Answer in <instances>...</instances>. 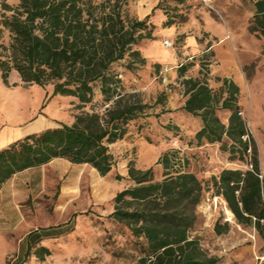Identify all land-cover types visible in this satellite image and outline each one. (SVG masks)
Returning <instances> with one entry per match:
<instances>
[{
    "label": "trees",
    "instance_id": "16d2710c",
    "mask_svg": "<svg viewBox=\"0 0 264 264\" xmlns=\"http://www.w3.org/2000/svg\"><path fill=\"white\" fill-rule=\"evenodd\" d=\"M182 3L184 0H174ZM126 0H20L11 6L0 0V73L8 84L15 71L29 85H52V96L77 101L74 122L31 134L0 151V188L14 174L43 166L55 158L72 164H86L101 176L113 166L108 144L123 138L126 126L149 108L133 94L118 91L120 80L110 74L111 66L130 58L128 69L144 65L145 59L134 47L142 40H153V25L147 19L135 20L123 11ZM255 15L249 32L264 36V0L255 2ZM169 25V23H166ZM185 70L184 68L182 69ZM100 82L105 97L103 112L92 105L94 84ZM188 98L183 110L202 121L195 134L198 143L221 144L229 160L250 166L247 170L224 169L212 177L215 195L221 196L239 224L249 225L264 235V186L260 178L258 152L245 121L237 108L238 87L223 81L227 97L219 98L199 80L187 79ZM87 105L90 111H83ZM230 111L227 124L216 115ZM227 139L228 143L224 142ZM182 159L176 150L165 152L157 164L166 177L154 181L151 169L128 168L134 186L114 197L110 217L125 225L135 237L147 243L144 255L135 264H217L189 231L197 220L196 208L205 185L192 173L175 169ZM233 214V215H232ZM217 233L220 231L217 230ZM53 233H32V243ZM39 258L49 251L39 248ZM42 253V254H41ZM38 254V253H37Z\"/></svg>",
    "mask_w": 264,
    "mask_h": 264
},
{
    "label": "rangeland",
    "instance_id": "374dc122",
    "mask_svg": "<svg viewBox=\"0 0 264 264\" xmlns=\"http://www.w3.org/2000/svg\"><path fill=\"white\" fill-rule=\"evenodd\" d=\"M19 1L8 0L11 6H17ZM126 1L125 15L135 20L147 19L154 26V39L142 40L134 47L145 59L144 65L128 69L131 60L125 56L111 66L109 73L120 80L118 91L135 95L149 108L142 117L127 124L122 139L108 144L113 166L101 177L102 189L96 204H89L93 200L91 178L85 173L82 199L70 212L76 213L62 235L49 239L50 253L37 264H135L144 255L147 243L110 217L114 197L134 186L127 175L130 166L141 171L151 169L154 181L163 180L167 172L157 161L169 150H176L182 159L175 169L194 174L205 185L190 238L196 239L209 256L216 257L217 264H264V235L249 225L239 224L233 214L231 218L225 200L215 195L211 182L224 169L244 171L250 166L229 160L219 143H198L195 134L202 128L201 118L182 108L188 98L187 79L205 84L219 98V106L228 95L223 81L234 83L239 89L237 108L255 141L264 186V36L249 32L258 0H217V12L197 0H159L150 11L144 0ZM164 41L171 46L166 47ZM7 86L18 91L26 117L44 112L53 88L50 84H25L14 72L9 74ZM100 86V82L94 84L92 105L103 112L108 105L103 106L105 97ZM73 110L76 115L80 112L75 106ZM83 111H90V106ZM216 115L227 124L230 111L218 109ZM224 142L228 143L227 139ZM47 203L41 204L47 210L56 205L55 199Z\"/></svg>",
    "mask_w": 264,
    "mask_h": 264
},
{
    "label": "crops",
    "instance_id": "0c3cea01",
    "mask_svg": "<svg viewBox=\"0 0 264 264\" xmlns=\"http://www.w3.org/2000/svg\"><path fill=\"white\" fill-rule=\"evenodd\" d=\"M158 1L144 0L143 4L149 3L150 11ZM154 49H158V45H154ZM12 72L19 77L15 71ZM1 80L0 151L28 135L61 125L70 126L74 122L76 113L73 108L77 105L74 98L52 96L51 92L44 112L26 117L22 113L21 99L16 94L18 91ZM54 98L57 99L52 101ZM86 172L91 178L93 194L89 204H96L100 199L102 176L89 165L72 164L61 158L16 173L1 186L0 264H37L43 261L46 256L39 258L38 250L45 248L50 253L47 242L62 235L63 228L76 213L70 214L74 204L82 199V182ZM54 199L56 205L50 210L41 205ZM56 230L58 234L55 236L44 237L35 243L28 239L32 233H53Z\"/></svg>",
    "mask_w": 264,
    "mask_h": 264
},
{
    "label": "built area",
    "instance_id": "2783aa9c",
    "mask_svg": "<svg viewBox=\"0 0 264 264\" xmlns=\"http://www.w3.org/2000/svg\"><path fill=\"white\" fill-rule=\"evenodd\" d=\"M202 4L205 8H207L210 11L217 12L216 8L214 7L215 0H197ZM164 45L166 47H170L171 44L168 41H164ZM164 72H167V69H164ZM261 178V177H260Z\"/></svg>",
    "mask_w": 264,
    "mask_h": 264
}]
</instances>
